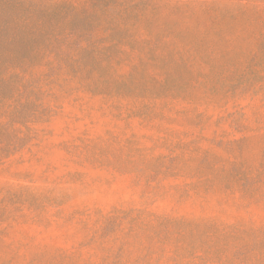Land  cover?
I'll use <instances>...</instances> for the list:
<instances>
[{
  "label": "rangeland",
  "instance_id": "374dc122",
  "mask_svg": "<svg viewBox=\"0 0 264 264\" xmlns=\"http://www.w3.org/2000/svg\"><path fill=\"white\" fill-rule=\"evenodd\" d=\"M0 264H264V0H0Z\"/></svg>",
  "mask_w": 264,
  "mask_h": 264
}]
</instances>
